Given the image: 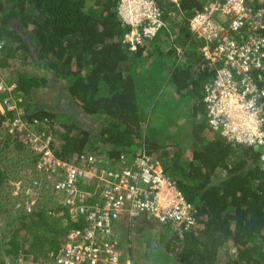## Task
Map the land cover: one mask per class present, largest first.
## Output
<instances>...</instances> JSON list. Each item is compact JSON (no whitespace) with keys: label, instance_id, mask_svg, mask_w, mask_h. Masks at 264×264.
<instances>
[{"label":"trees","instance_id":"trees-1","mask_svg":"<svg viewBox=\"0 0 264 264\" xmlns=\"http://www.w3.org/2000/svg\"><path fill=\"white\" fill-rule=\"evenodd\" d=\"M157 3L167 17L182 15L174 44L191 45L185 47L186 63L177 61L174 48L168 51L164 81L143 72L139 64L150 55L143 54V46L131 51L123 43L129 27L110 10L116 0H0V80L10 87L0 92V106L9 97L23 109L25 120L50 118L44 132L55 135L52 150L61 159L74 162L90 153L107 169L119 163L120 155L132 157L140 147L160 160L193 205L195 218L188 230H175L159 249L173 264H264V172L258 151L227 142L206 122L202 87L214 69L205 66L204 42L190 35L187 25L201 3ZM164 85L172 90L161 102L156 94ZM182 97L192 102L185 113L187 128L177 123ZM153 112L166 115L175 127L165 131L176 144L169 161L160 157L164 147L159 133L147 131ZM14 113L0 108V151L15 154L6 168L21 161L30 166L34 160L3 128ZM218 170H224L223 177ZM5 171L0 167V264L25 253L54 257L76 225L68 208L55 193L42 191L39 205L28 210L22 200L19 206Z\"/></svg>","mask_w":264,"mask_h":264},{"label":"built area","instance_id":"built-area-1","mask_svg":"<svg viewBox=\"0 0 264 264\" xmlns=\"http://www.w3.org/2000/svg\"><path fill=\"white\" fill-rule=\"evenodd\" d=\"M198 1L201 6L190 16L188 27L204 42L200 49L205 66L214 69L202 87L207 125L234 145L254 147L264 172V0ZM116 12L120 23L129 27L122 41L130 50L167 25L157 0H116ZM6 89L10 87L0 80V92ZM15 107L9 97L0 106ZM19 113L4 122L9 132L21 131L20 139L34 155L29 170L33 178L16 187L19 206L22 200L28 210L39 205L41 192L35 190L42 191V186V192L57 195L76 225L54 257L38 259L25 253L2 264H134L116 237L122 216L153 219L179 233L195 223L193 205L176 180L164 172L160 160L140 147L132 157L120 155L119 163L107 169L98 165L101 158L90 153L74 162L61 159L52 150L55 135L44 132L38 119L29 122Z\"/></svg>","mask_w":264,"mask_h":264},{"label":"rangeland","instance_id":"rangeland-1","mask_svg":"<svg viewBox=\"0 0 264 264\" xmlns=\"http://www.w3.org/2000/svg\"><path fill=\"white\" fill-rule=\"evenodd\" d=\"M146 66L147 68H150V63L147 64ZM165 87L166 85L163 86V89ZM184 91L186 90H183V93H185ZM175 102H177V100H175ZM191 104H192L191 99L189 100L187 99V97H182L180 99V104L178 105V109H177V111H179L177 117V123H179V127L181 126L184 128L188 127V122L186 121L185 113H188V108L190 107ZM23 112L24 111L22 110V113ZM160 119L161 118L156 114H154V112L149 113L147 119L148 121L147 131L148 133H152V134L159 133L160 137L158 143L164 147V149L159 152L160 157H163V159L166 158L169 161V156H171V154L176 151V146H175L176 144L172 139L173 138L172 133L166 134L165 131L174 132L175 127L171 125L170 122L168 123V118L165 115V117L162 118V120L164 121L163 125L165 126V128L160 129V127L162 126V123H160L159 121ZM154 120H156L159 124L155 125L153 123ZM183 143L184 144L182 145V149L184 150L183 153L185 156L188 149H186L187 148L186 142L183 141ZM21 145L26 146L25 143H21ZM25 149L26 152H24V154L31 155L28 148ZM11 155H13L12 157L15 160V154L13 151L12 152L0 151V161L2 160V163H0V167L4 169V171L6 170L7 173L9 174L10 180L8 181V183L11 182L10 184L15 185V183L17 182L15 188L10 189L12 191L10 192V195L11 197L18 199V197L20 196V192L18 189H16V187L18 185V182L21 181V179H26L28 177L26 171H28L27 168H29V165L25 161L24 164L21 161L18 167L9 166L6 168V166L9 163H12L11 160L12 157L10 158ZM25 155H23V157H25ZM218 171L219 174H221L220 178L223 177L225 173L224 170H218ZM20 174H22L21 177L19 176ZM41 189L42 191L44 190L42 186ZM35 191H41V190L39 187H37ZM144 219L145 220L136 222L135 224L132 225L134 228V232L131 233V239H130V243H132V250H130L131 252L129 251L128 254L130 255L131 253L130 256H132L133 260L135 261V264H167V263L173 264L171 261H169L167 255H164V253L161 251L159 252V249H163L164 243L169 239L171 235L175 233V230L172 227L167 226L165 224H160L155 220L149 221L147 218Z\"/></svg>","mask_w":264,"mask_h":264},{"label":"crops","instance_id":"crops-1","mask_svg":"<svg viewBox=\"0 0 264 264\" xmlns=\"http://www.w3.org/2000/svg\"><path fill=\"white\" fill-rule=\"evenodd\" d=\"M101 1L103 2L105 0H101ZM110 10L114 12L115 6H112L110 8ZM176 34H177L176 30L173 33L168 32V30H163L154 39L146 41L144 43V45H143V49H144L143 52L144 53L143 54H145V52H149L150 55H149V58L144 59L139 64L140 66L142 65L141 68L143 69V72L147 71V73H148L151 71L154 75V78L157 77L158 81L160 79L164 81V78L166 79L169 76V64L167 66V65H165L164 62L169 59L168 51L171 50L172 48H174V49L175 48H177V49L181 48L182 49V53L177 58L178 59L177 61H179L181 64L186 63L185 60L187 58H186L185 52H184L185 47L189 48V47H191V45L188 43H186L184 45V47L181 45H175L174 44V37ZM157 50L160 51V53H162V54H159V55L156 54ZM149 63H150V68H147L146 65ZM170 85L166 86L160 94L159 93L156 94V98L159 95L158 98L160 99L161 102H162V98H164V102L167 101L168 95L170 94L169 92L172 90V86H170ZM164 95H165V97H163ZM177 97H178L177 94H174L172 99L178 101L179 99ZM154 114H156L157 116H159L161 118L159 120L160 123H162V126L160 127V129H164L165 126L163 125L164 121L162 120V116L159 114V112H154ZM169 122H170V120L168 119V123ZM153 123L155 125L159 124L156 120H154ZM170 124H171V122H170ZM163 170H164V168H163ZM143 220H145L143 217H139L136 219H128L126 216H122L119 219V221L117 222L116 237H117L118 243L120 244V248L121 247H122V249L124 248L123 250H126L127 254L130 250H132V243H130L131 233L134 232V228L132 225L135 224L136 222L143 221ZM148 220L150 221L152 219H148ZM130 255H131V253H130Z\"/></svg>","mask_w":264,"mask_h":264},{"label":"clouds","instance_id":"clouds-1","mask_svg":"<svg viewBox=\"0 0 264 264\" xmlns=\"http://www.w3.org/2000/svg\"><path fill=\"white\" fill-rule=\"evenodd\" d=\"M163 1V0H162ZM165 2H167V1H165ZM168 3H173V2H168ZM178 3V0L174 3V4H177ZM159 4V3H158ZM160 6V5H159ZM161 7V6H160ZM161 9L163 10V8L161 7ZM115 13H116V15H117V12H116V5H115ZM172 15H173V17H167L166 15H165V13H164V10H163V18L165 19V21H166V28L165 29H162L160 32H162L163 30H168V32H174L175 30H177V28L179 27V24H180V18H181V13H172ZM118 18V17H117ZM190 18V17H189ZM189 18L187 19V21L189 20ZM119 20V19H118ZM187 25H188V22H187ZM172 28V29H171ZM188 30H189V27H188ZM159 32V33H160ZM158 33V34H159ZM189 33H190V35H192L193 37H194V35L190 32V30H189ZM157 34V35H158ZM156 35V36H157ZM155 36V37H156ZM154 37V38H155ZM154 38H152V39H154ZM152 39H146L145 40V42L146 41H149V40H152ZM144 42V43H145ZM124 43V42H123ZM144 45V44H143ZM143 45H141V46H143ZM140 47V46H139ZM131 51H133V50H131ZM175 51H176V53H177V56L179 57L180 55H181V53H182V49L181 48H179V49H177V48H175ZM185 92V91H184ZM16 107H15V113H14V115L15 114H17V111L18 112H20L19 113V115H20V117L22 118V119H24V112L22 113V108H19L18 106L19 105H15ZM14 110V109H13ZM204 113H205V110H204ZM14 115H12V116H14ZM34 119V118H33ZM44 119H46V121H44ZM49 119L50 118H47V117H44V118H42V120H40V119H38L41 123H42V129L45 131V129H47L48 128V126H49V124H48V122H49ZM6 120H8V119H6ZM31 122V121H30ZM207 122V121H206ZM3 128H5L6 129V131L8 132V133H11V132H9L8 130H7V128H6V126L4 125V122H3ZM20 132L21 131H14L13 133H11L12 134V137L13 138H15L17 141H19V142H21V143H23L22 142V140L20 139ZM47 132H48V130H47ZM220 136H222L227 142H229V143H231L230 141H228L223 135H221L220 134ZM56 142V141H55ZM54 142V143H55ZM234 145V144H233ZM25 148H27L26 146H24ZM54 153V152H53ZM55 154V153H54ZM57 156V155H56ZM58 157V156H57ZM33 162V161H32ZM32 168V163H31V165L29 166V168H27V170L28 171H26V173H27V178L26 179H21V181L23 182V183H29L30 182V180L33 178V176H34V174H32V173H29V170ZM11 182H9L8 184H10ZM11 188H15V185L14 184H10V189ZM10 192H12V191H10ZM50 195V194H49ZM39 201L41 202V199H39ZM39 202V203H40ZM144 218V217H143ZM136 219V218H135ZM153 220V219H152ZM119 246H120V244H119ZM121 250H122V252L125 254V255H128L129 257H131L129 254H127L126 253V251H124L123 249H122V247L120 248ZM132 258V257H131ZM133 259V258H132ZM134 261V260H133ZM134 264H135V261H134Z\"/></svg>","mask_w":264,"mask_h":264}]
</instances>
